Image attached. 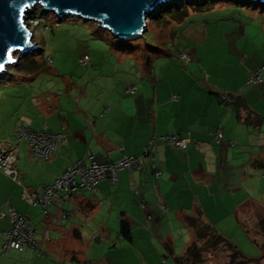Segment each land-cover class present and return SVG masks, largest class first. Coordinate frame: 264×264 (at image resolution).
<instances>
[{
  "label": "crops",
  "instance_id": "0c3cea01",
  "mask_svg": "<svg viewBox=\"0 0 264 264\" xmlns=\"http://www.w3.org/2000/svg\"><path fill=\"white\" fill-rule=\"evenodd\" d=\"M190 51L201 61L206 57L199 46H192ZM254 58L238 84L247 85L248 75L263 66L264 58L255 53ZM133 60L137 61L135 56ZM26 70L22 73H32ZM23 80L19 76L15 83ZM61 80L68 82L54 77L51 83L62 85ZM107 80L98 82L109 85L96 91L97 99L86 88L85 95L74 101L70 95L46 99L33 95L29 96L33 104L21 107L30 123L25 126L39 131L53 121L55 126L48 129L63 133L66 143L60 139L57 153L48 160L34 156L28 140L17 144L16 164L22 185L0 172V210L7 211L10 206L28 214L35 238L45 249L42 256L31 247L5 254V232L11 224L4 218L0 220V264H169L170 259L177 264V258L194 239L189 218H196L195 213L202 214L219 232L235 229L244 246H248V238L255 241L241 215L249 208L264 212V82L257 89H239L238 84L228 88L211 82L203 87L198 79L187 80L174 101L164 89L168 80L162 69L155 68L150 78L144 76L140 87L124 86L114 77ZM131 86L137 87L136 93L129 92ZM64 91L71 92L68 87ZM221 93L236 95V106L222 100ZM43 115L49 117L48 125L34 129L37 118ZM217 128L224 133L222 143L215 140ZM174 132H191L193 141L187 150L165 142L158 144L154 151L162 172L158 178L146 158L141 169L121 170L116 184L104 181L96 191L55 194L48 209L31 207L22 198L23 187L39 191L77 160L92 156L97 162H105L124 155L140 156L153 137ZM2 136L0 143L15 144L14 133H10V141ZM139 200L147 207L143 208ZM257 219L253 220L256 229ZM125 224L129 226L128 236L123 233ZM46 231L49 239L45 238ZM260 249L258 258L264 255Z\"/></svg>",
  "mask_w": 264,
  "mask_h": 264
},
{
  "label": "rangeland",
  "instance_id": "374dc122",
  "mask_svg": "<svg viewBox=\"0 0 264 264\" xmlns=\"http://www.w3.org/2000/svg\"><path fill=\"white\" fill-rule=\"evenodd\" d=\"M188 2L191 1L174 0L165 3V6L160 5L148 17L145 36L134 39H117L109 30L99 27L98 23L78 16L59 18L55 12L44 10L41 5L31 7L27 21L32 41L38 47L22 56L17 51L12 57L17 63L12 60L0 73V140L4 139V134L6 141H10V133H14L15 140L18 125L30 126L27 115L21 112L22 106L30 102L33 104L29 96L46 99L63 94L70 95L74 101L84 96V90L89 88V95L97 99L99 95L95 96L96 91L100 92L101 88H106L103 85H109L106 81L101 82L102 85L98 82L112 77L124 86L140 87L144 76L150 78L155 68L162 69L163 77L168 80L164 89L169 92L171 99L173 96L177 98L180 90L185 89L184 82L187 80L191 82L198 79L203 87L211 82L219 83L222 87H235L246 74L245 67L256 60L253 54L264 58V3L251 0H206L202 9L195 10L192 6L194 3L188 5ZM179 6H188L184 17L172 20L167 14L171 20L168 23H165L164 18H159L162 16L160 7L171 10ZM192 46L204 50L206 57L202 61L191 53ZM184 52L190 55L191 60L182 58ZM85 55L90 57L92 65L82 62ZM120 55L126 57L119 59ZM134 56L137 61L133 60ZM243 56L246 57L244 62ZM26 69L32 73H22L23 70L28 72ZM37 71L40 72L35 75ZM19 76L24 79L21 84L15 83ZM30 76L32 80H29ZM54 77L66 78L68 82L64 84L62 79V85H53L51 80ZM238 85L239 89L258 88L255 85ZM67 87L70 93L64 91ZM43 99L39 101L44 104ZM32 113L34 111L29 117ZM48 119L43 115L37 118L32 127L38 130L44 123L48 125ZM50 125L55 126V123L51 121L48 125L51 130ZM242 212L248 233L259 243L248 238V246H244L235 229L220 234L230 233L232 238L227 235V239L247 257L256 259L262 254L258 244L264 243V236L258 232L253 221L260 212L255 208ZM194 216L198 215L195 213ZM230 254L227 244L220 243L204 252V264H231ZM168 263L174 264V261L170 259Z\"/></svg>",
  "mask_w": 264,
  "mask_h": 264
},
{
  "label": "built area",
  "instance_id": "2783aa9c",
  "mask_svg": "<svg viewBox=\"0 0 264 264\" xmlns=\"http://www.w3.org/2000/svg\"><path fill=\"white\" fill-rule=\"evenodd\" d=\"M183 58L191 60L189 54H183ZM83 62L90 63V57L85 55ZM263 74L264 64L250 74L246 84L261 86L264 82ZM129 92L132 94L136 93L137 87H129ZM173 98L176 99V96H173ZM220 98L228 103L234 102V97L229 94L221 93ZM214 137L218 143H222L224 137L222 129L217 128L214 132ZM60 139L63 143H66V136L63 133L55 134L46 125L39 131H35L25 125H18L15 131V144L0 143V171L11 177L17 184L22 185L20 172L16 164L17 144L23 140H28L33 155L48 160L57 153ZM192 141L191 132L186 134L174 132L153 137L146 146L144 153L140 156L124 155L118 160H107L105 162H97L92 156L77 160L53 183L44 185L39 191L30 192L26 187H23L22 198L31 207L48 209L53 203L55 194L62 193L65 196H70L81 189L96 191L99 188V184L104 181H111L116 184L118 183V174L121 170L141 169L145 166L146 158L150 160V165L155 170V176L158 178L162 175V172L157 167L154 153L158 144L165 142L172 147L187 150ZM139 203L143 208L147 207L143 200H139ZM4 218H8L11 224V228L5 232L6 241L3 247L5 254L10 250L23 251L25 247H31L39 256L45 254L44 247L35 238L36 230L28 222V214L20 213L9 206L7 211L0 210V220ZM44 235L46 239H49L48 231Z\"/></svg>",
  "mask_w": 264,
  "mask_h": 264
},
{
  "label": "water",
  "instance_id": "95a60500",
  "mask_svg": "<svg viewBox=\"0 0 264 264\" xmlns=\"http://www.w3.org/2000/svg\"><path fill=\"white\" fill-rule=\"evenodd\" d=\"M171 1L174 0H0V73L8 63L16 61L12 57L17 51L22 56L38 47L32 41L27 21L29 9L35 5L55 12L59 18L72 15L94 21L116 38L134 39L125 36L139 32L142 36L150 14Z\"/></svg>",
  "mask_w": 264,
  "mask_h": 264
},
{
  "label": "trees",
  "instance_id": "16d2710c",
  "mask_svg": "<svg viewBox=\"0 0 264 264\" xmlns=\"http://www.w3.org/2000/svg\"><path fill=\"white\" fill-rule=\"evenodd\" d=\"M189 1L191 2H188L187 4L189 5V3H194V5L192 6H194L195 10L202 9L203 4L206 2V0H204L205 2L203 3L199 0H189ZM165 5L166 4H164L163 6ZM207 5L209 4L207 3ZM207 5L206 7H208ZM183 6L182 7L179 6L171 10H166L165 8L162 9V7H160V12H161L160 14H162V16H160L159 18H164L165 23L170 22L171 21L170 18L172 20L177 18L179 19L182 18L188 12L187 9L188 6L187 8H183ZM167 14L170 16L169 19L166 16ZM144 36L145 33L141 36V38H143ZM218 95L220 96V94ZM229 95L234 97V102L232 104L236 106L238 97L232 94ZM197 215L198 216H196V218L193 219L189 218L190 225L192 226V230L194 232V239L187 248L186 252L182 256L177 258V264H204L205 262L204 252L205 251L208 252V249L211 247H217L220 243H225L230 248L231 264H263L262 259L264 258V255L256 259L247 257L240 249H238L236 245H234L222 234H220V232L217 229H215V227L207 223L203 219L202 214H197ZM257 220H258L257 230L259 233H261L264 236V213L259 215ZM129 232H130L129 226L125 224V226L123 227V233L128 236ZM201 242H203V244H201ZM260 247L264 249V243H262Z\"/></svg>",
  "mask_w": 264,
  "mask_h": 264
},
{
  "label": "bare ground",
  "instance_id": "6f19581e",
  "mask_svg": "<svg viewBox=\"0 0 264 264\" xmlns=\"http://www.w3.org/2000/svg\"><path fill=\"white\" fill-rule=\"evenodd\" d=\"M139 36H140V32L133 34V35H127V36H125V38H135V37H139Z\"/></svg>",
  "mask_w": 264,
  "mask_h": 264
},
{
  "label": "snow or ice",
  "instance_id": "6c2138e0",
  "mask_svg": "<svg viewBox=\"0 0 264 264\" xmlns=\"http://www.w3.org/2000/svg\"><path fill=\"white\" fill-rule=\"evenodd\" d=\"M0 67H2V66H0Z\"/></svg>",
  "mask_w": 264,
  "mask_h": 264
}]
</instances>
